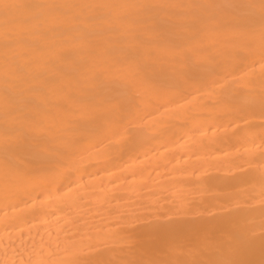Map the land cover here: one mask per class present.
Masks as SVG:
<instances>
[{"label":"bare ground","instance_id":"bare-ground-1","mask_svg":"<svg viewBox=\"0 0 264 264\" xmlns=\"http://www.w3.org/2000/svg\"><path fill=\"white\" fill-rule=\"evenodd\" d=\"M199 11L211 15L215 10ZM189 12L184 7L171 10L177 29ZM116 47L117 41L105 37L101 51ZM3 51L0 47V70ZM37 54L32 77L21 85L20 111L40 104L42 111L58 116L34 141L43 157L28 145L6 148L0 142V264H71L77 259L167 264L221 258L264 264V117L259 114L264 50L258 17L250 33L222 39L211 64L194 77L183 75L176 62L147 53L129 63L115 52L97 56L77 48L71 67L50 48ZM86 78L87 84L81 83ZM252 80L253 92L235 91ZM85 96L104 107L85 117ZM122 119L144 127L147 135L112 147ZM2 123L0 110V127ZM166 218L174 223L161 228ZM250 223L254 235L247 234ZM169 231L193 244L244 235L236 251L225 257L215 248L193 250L187 243L176 251ZM125 236L139 243L133 247L121 239Z\"/></svg>","mask_w":264,"mask_h":264},{"label":"snow or ice","instance_id":"snow-or-ice-1","mask_svg":"<svg viewBox=\"0 0 264 264\" xmlns=\"http://www.w3.org/2000/svg\"><path fill=\"white\" fill-rule=\"evenodd\" d=\"M184 7L190 10L177 29L171 10ZM26 12L20 14V9ZM201 9H214L211 15H204ZM0 15L4 23L0 26V47L3 48L2 70H0V110L3 123L0 127V142L5 147L28 145L33 154L43 157L45 153L34 141L38 133L57 119V112L41 110L34 104L27 113L20 111V103L25 84L31 77L33 65L40 58L38 50L52 49L57 58L71 67L75 49H87L95 55H110L129 63H136L147 53L158 58L174 61L181 65L183 75L194 77L211 64L213 49L222 40L250 33L256 23L260 24V40L264 50V0H237L223 4L174 5L156 0H38L36 3L19 4L13 0H0ZM105 37L118 42L115 49H103ZM260 115L264 117V55L261 62ZM87 78L81 81L87 84ZM255 90V81L246 89ZM109 103H112L109 101ZM104 104L90 97L82 98L81 111L85 117L94 116ZM115 110V104H112ZM264 128V124L261 125ZM144 127H133L123 119L115 135L118 142L112 147L131 145L147 135ZM264 137V131L261 133ZM10 161L6 157L5 164ZM261 207L264 208V167L260 173ZM68 195H72L69 189ZM174 223L170 218L160 222L161 228H169ZM247 234L254 235V225L247 226ZM261 234L264 235V212L261 214ZM242 233L223 239L205 238L204 241L185 242L173 231H169L170 244L176 251H183L186 243L193 250L212 247L225 257H230L239 247ZM129 245L139 243L132 236H125ZM71 264H93L90 260H74ZM108 264H160L155 260L135 259ZM167 264H244L231 259H211L201 261H169Z\"/></svg>","mask_w":264,"mask_h":264}]
</instances>
